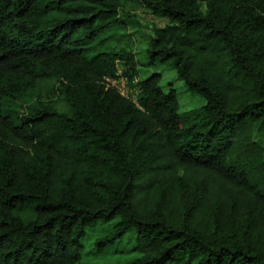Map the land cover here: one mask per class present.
Returning a JSON list of instances; mask_svg holds the SVG:
<instances>
[{"label":"trees","instance_id":"16d2710c","mask_svg":"<svg viewBox=\"0 0 264 264\" xmlns=\"http://www.w3.org/2000/svg\"><path fill=\"white\" fill-rule=\"evenodd\" d=\"M130 1L203 106L105 86L139 76L127 0H0V264H264V0Z\"/></svg>","mask_w":264,"mask_h":264},{"label":"rangeland","instance_id":"374dc122","mask_svg":"<svg viewBox=\"0 0 264 264\" xmlns=\"http://www.w3.org/2000/svg\"><path fill=\"white\" fill-rule=\"evenodd\" d=\"M125 10L133 15L132 17L126 16L125 19L128 28L127 33L131 37L129 47L130 49H133L139 61L138 82L139 80L148 77L153 72H159L162 75V87L166 91H168L170 88H174L176 90L180 104V112H187L189 110L203 106L206 103V100L199 94H194L191 92L185 82L180 79L177 70L174 67L167 66L166 64L149 65L147 62V57L145 54L148 43L147 40L153 35V28L166 25L167 20L156 17L149 9L144 6V4L138 1L132 2L127 0V3L125 4ZM124 45L125 43L121 42L117 45V47H122ZM52 83H54L52 80L42 82L35 96L41 95L45 98L52 91ZM56 99L58 103V109L61 111H67L68 107L66 102L61 98L58 99L56 97ZM131 234H127L123 241L116 245L115 248L122 250L132 249L134 242L136 241V232L134 235ZM130 236H132L133 239L131 241ZM95 261H98V259H95Z\"/></svg>","mask_w":264,"mask_h":264},{"label":"built area","instance_id":"2783aa9c","mask_svg":"<svg viewBox=\"0 0 264 264\" xmlns=\"http://www.w3.org/2000/svg\"><path fill=\"white\" fill-rule=\"evenodd\" d=\"M104 83L107 88H114L121 95L132 99L137 105L138 103V95H139V87H138V78H135L132 81L127 75H125L120 67L116 75L106 76L104 78Z\"/></svg>","mask_w":264,"mask_h":264}]
</instances>
